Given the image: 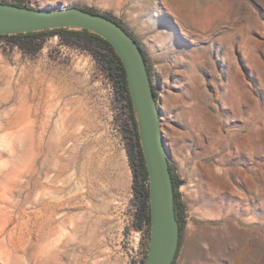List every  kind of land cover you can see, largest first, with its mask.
Masks as SVG:
<instances>
[{
	"label": "rangeland",
	"instance_id": "obj_1",
	"mask_svg": "<svg viewBox=\"0 0 264 264\" xmlns=\"http://www.w3.org/2000/svg\"><path fill=\"white\" fill-rule=\"evenodd\" d=\"M119 19L143 47L185 203L174 264H264V0H22ZM128 108L56 35L0 38V264H133Z\"/></svg>",
	"mask_w": 264,
	"mask_h": 264
},
{
	"label": "water",
	"instance_id": "obj_2",
	"mask_svg": "<svg viewBox=\"0 0 264 264\" xmlns=\"http://www.w3.org/2000/svg\"><path fill=\"white\" fill-rule=\"evenodd\" d=\"M58 27L84 28L104 38L120 58L148 175L150 231L143 264H173L179 243L172 177L147 66L136 38L102 13L79 6L36 9L0 2V34Z\"/></svg>",
	"mask_w": 264,
	"mask_h": 264
},
{
	"label": "trees",
	"instance_id": "obj_3",
	"mask_svg": "<svg viewBox=\"0 0 264 264\" xmlns=\"http://www.w3.org/2000/svg\"><path fill=\"white\" fill-rule=\"evenodd\" d=\"M0 2L14 4L22 7L33 8L23 3L22 0H0ZM81 8L93 13H98V11L94 9L85 8V7H81ZM102 14L114 20L131 36H133V38H135L134 35L127 29V27L119 19L111 16L108 13H102ZM54 35L58 37L60 44L69 47L79 48L81 50L88 52L95 60L98 67L112 81L116 89L117 95L122 99H124V101L126 102L128 108L127 124L130 125L129 128H126L128 132L126 136L128 142L127 154H128L129 164L132 170L131 187L136 204L135 227L140 229L142 227L143 222H145L147 226L146 228H147V244H148L149 231H150V203H149L148 175H147L144 157L142 154V149L140 146L137 124H136V116L132 111L125 70L120 58L118 57L112 46L104 38H102L101 36L90 30L84 28H73V27H58V28L44 29L38 31L22 32V33L10 34V35L0 34V38H8L12 41V45L17 46L21 50V52L34 55L42 49L43 44L47 39V37ZM138 45L140 46L142 54L144 56L149 78L151 81V86L155 98L157 99L158 94L152 82L151 70L149 67L148 58L146 56L143 47L140 45L139 42ZM169 169L173 184L175 217L179 224V231H180L179 243L176 250L175 258L173 260V264H174V261L179 251V247L181 245V236L186 222V214H185V203L181 198V193L179 192V186L182 184V180L175 171V167L171 161H169ZM144 182L146 184H144ZM145 257H146V250L142 257L141 264L144 263Z\"/></svg>",
	"mask_w": 264,
	"mask_h": 264
},
{
	"label": "built area",
	"instance_id": "obj_4",
	"mask_svg": "<svg viewBox=\"0 0 264 264\" xmlns=\"http://www.w3.org/2000/svg\"><path fill=\"white\" fill-rule=\"evenodd\" d=\"M144 184H146V183L144 182ZM146 227H147V226H146L145 222H143L140 231L143 230V229H145ZM142 257H143V255H141L140 258L137 256V257L135 258V261H134L133 264H141Z\"/></svg>",
	"mask_w": 264,
	"mask_h": 264
}]
</instances>
